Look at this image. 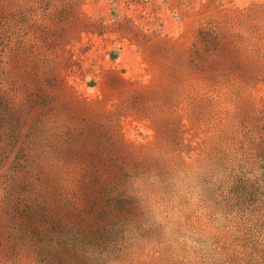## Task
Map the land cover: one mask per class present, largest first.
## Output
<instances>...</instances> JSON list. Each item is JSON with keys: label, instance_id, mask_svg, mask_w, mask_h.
Masks as SVG:
<instances>
[{"label": "rangeland", "instance_id": "1", "mask_svg": "<svg viewBox=\"0 0 264 264\" xmlns=\"http://www.w3.org/2000/svg\"><path fill=\"white\" fill-rule=\"evenodd\" d=\"M0 264H264V0H0Z\"/></svg>", "mask_w": 264, "mask_h": 264}]
</instances>
